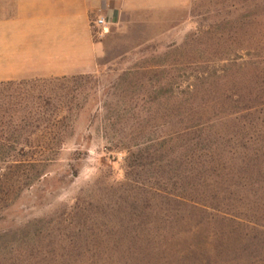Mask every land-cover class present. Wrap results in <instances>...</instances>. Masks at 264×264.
<instances>
[{
	"label": "rangeland",
	"instance_id": "374dc122",
	"mask_svg": "<svg viewBox=\"0 0 264 264\" xmlns=\"http://www.w3.org/2000/svg\"><path fill=\"white\" fill-rule=\"evenodd\" d=\"M94 34L97 73L28 80L0 101V264H264V0H192ZM66 98L83 110L39 123L67 134L38 163L13 111H66ZM200 98L225 217L211 225L174 196L193 195L191 137L175 138Z\"/></svg>",
	"mask_w": 264,
	"mask_h": 264
},
{
	"label": "crops",
	"instance_id": "0c3cea01",
	"mask_svg": "<svg viewBox=\"0 0 264 264\" xmlns=\"http://www.w3.org/2000/svg\"><path fill=\"white\" fill-rule=\"evenodd\" d=\"M192 0H11L0 3V86L92 75L103 43L93 22L117 25L126 14L187 9Z\"/></svg>",
	"mask_w": 264,
	"mask_h": 264
},
{
	"label": "trees",
	"instance_id": "16d2710c",
	"mask_svg": "<svg viewBox=\"0 0 264 264\" xmlns=\"http://www.w3.org/2000/svg\"><path fill=\"white\" fill-rule=\"evenodd\" d=\"M78 76L72 77H63V78H54L57 80L61 79H70ZM208 78L207 73L205 71L200 72L197 76V80L201 81V85L205 84V80ZM25 81L19 82H8L3 83L0 86V101H2L4 97V92L7 88L13 86H19ZM199 92V89H197ZM21 100H23V95L19 94ZM62 98V97H61ZM20 100V101H21ZM59 102L63 104L67 110L66 111H13V115L11 116V120H16V133L18 135L19 143L25 142L28 143V136H36V145L35 148L37 151L35 154L38 156V163L43 164L44 162H49L55 160L56 155H51L47 153L51 151L52 148H55L61 145L64 142L66 137V130L57 129L53 130L48 126L45 127L44 130H41L39 125L40 122L48 123L49 125L52 122L58 126L63 121H66L70 118L73 113L79 112L83 110V107H79L76 105V110L72 108V101L68 98L59 99ZM17 104L22 105L21 102ZM205 100L203 98L198 99V111H193L190 114L182 113L180 120V130L177 133V137L175 139H180L182 141L186 140L188 137L190 138V144L187 145V148L191 151L188 158L184 160L185 163H190V178L192 179L191 190L193 195H185V193H181L175 196V200L184 206H190L195 211L203 214H208L210 218L206 219V223H220L222 219H224L220 214L219 203H221L220 195L214 193L211 190L209 184V177L207 171V141L210 132V120L207 111L204 110ZM185 120H189L192 123L190 125H184ZM56 126V127H57ZM172 139V137H171ZM24 144V143H23ZM24 153V150H22ZM219 177V190L221 191L222 179L220 174L217 175ZM185 220V219H184ZM202 222L199 223L202 224ZM215 235H223L222 232L215 233Z\"/></svg>",
	"mask_w": 264,
	"mask_h": 264
},
{
	"label": "built area",
	"instance_id": "2783aa9c",
	"mask_svg": "<svg viewBox=\"0 0 264 264\" xmlns=\"http://www.w3.org/2000/svg\"><path fill=\"white\" fill-rule=\"evenodd\" d=\"M93 27L106 31L109 28L108 22L104 17H99L93 22Z\"/></svg>",
	"mask_w": 264,
	"mask_h": 264
}]
</instances>
